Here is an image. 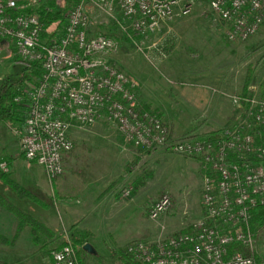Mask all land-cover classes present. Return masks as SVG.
I'll return each instance as SVG.
<instances>
[{
	"label": "rangeland",
	"instance_id": "obj_1",
	"mask_svg": "<svg viewBox=\"0 0 264 264\" xmlns=\"http://www.w3.org/2000/svg\"><path fill=\"white\" fill-rule=\"evenodd\" d=\"M47 2L53 3L64 21L76 3L38 0L36 6L48 7ZM88 14L91 33H111L117 39L118 49L109 59L137 82L143 106L160 115L173 137L219 132L233 111L228 96L241 92L246 82L247 88L253 85L260 96L264 21L246 41L232 42L225 38L223 23L202 3L195 4L187 15L162 22L144 37L131 33L129 22L116 8L110 14L88 8ZM62 25H52L55 35L61 33ZM124 30H129L130 37ZM17 60L12 50L11 56L1 61L0 81L19 74ZM23 128L24 124L17 127L0 121V160L9 164L6 173L35 196L36 201L25 198L16 205L22 209L32 206L30 213L53 234L42 237L43 248L32 244L28 230L14 244L0 242V264H50L51 250L66 240L73 245V239L81 235L95 252H78L81 247L73 245L80 264H129L119 251L128 243L188 231L202 215L200 187L205 170L192 158L135 147L113 124L100 120L70 128L73 148L65 159L63 174L50 183L41 167L21 154ZM128 188L130 193L123 196ZM165 193L171 196L169 209L157 219L149 218L150 206ZM129 202L146 207L142 225L120 216ZM259 212L262 229L255 236L254 252L264 263V208ZM184 224L187 226L182 228ZM159 230L161 234L155 237ZM132 231L152 237L122 239Z\"/></svg>",
	"mask_w": 264,
	"mask_h": 264
},
{
	"label": "built area",
	"instance_id": "obj_2",
	"mask_svg": "<svg viewBox=\"0 0 264 264\" xmlns=\"http://www.w3.org/2000/svg\"><path fill=\"white\" fill-rule=\"evenodd\" d=\"M37 3L0 0V63L15 50L19 65L38 63L42 71L36 84L24 88L30 101L19 141L24 158L41 166L52 183L73 148L70 128L100 120L135 147L192 158L205 170L200 218L188 231L132 241L125 253L142 264H264L255 258L250 227L251 211L264 207V98L253 85L245 94L231 93L234 114L219 132L173 137L162 118L140 102L137 82L109 59L117 39L91 33L88 14V8L107 14L116 8L131 33L144 37L202 3L223 23L228 41L244 42L263 24L264 0H78L66 13L63 32L47 40L38 13L28 11ZM129 30H124L128 37ZM8 169L0 160V170ZM129 193L128 188L122 195ZM170 205L171 196L161 195L149 218L157 219ZM51 258V264H80L69 240L52 250Z\"/></svg>",
	"mask_w": 264,
	"mask_h": 264
},
{
	"label": "trees",
	"instance_id": "obj_3",
	"mask_svg": "<svg viewBox=\"0 0 264 264\" xmlns=\"http://www.w3.org/2000/svg\"><path fill=\"white\" fill-rule=\"evenodd\" d=\"M75 1L77 2L78 0ZM47 4L48 7H45L44 4H41L39 6L35 5L33 8L28 9V11H34L38 13L40 20L43 24L41 37L45 38V40L55 35V30L51 28L52 25H55L56 26L55 28H58L60 25L63 24L62 26L64 28L66 24V19L64 21V16L57 13L56 9L53 6V3L47 2ZM54 22H57V24L56 23L54 24ZM63 28L61 33L63 32ZM103 34L108 37L114 38L113 34L111 33H103ZM41 72L42 71L40 68V64L38 63L33 64L32 67L30 68L20 65V72L19 74H16L15 77L7 76L1 79L0 121L5 122L7 125H12L17 127L18 126L20 127L24 124V119L28 113L29 103H30L29 98L24 93V88H26L28 84H36L40 79ZM248 83L249 82L245 83L244 88L241 91L242 94H245L247 92ZM260 88H261L260 96L261 98H264V80L261 83ZM145 107L148 108L147 106ZM233 114H234V110L231 112L228 120H230ZM0 180L6 186L11 188L19 198L21 199L29 198L33 201H36L35 196L32 195L30 191L28 192L26 188L20 185L17 181L11 178L8 173L0 170ZM0 206H3L7 210H9L12 214H14V216H16L18 220V225L13 238L7 239L6 237L0 236V242H2L3 244H14L17 238L19 237V235L24 230H28L33 245L39 248H43L44 246H46L42 237L47 238L49 236H52L53 232L41 220H39L37 217L32 215L27 210L15 206L10 201L5 199L1 194H0ZM260 209L261 208L253 209L250 213V227L255 233L256 238L262 229V222H261L262 214L259 212ZM84 243H85V239L82 237V235L80 236V238L73 239V245L81 247L78 250V252L85 251L83 249ZM59 247L60 245L54 249H57ZM119 251L123 253V256L126 258L129 264H142L139 262H135L130 256H128L125 253V250L123 248L120 249ZM50 258H51V253H50ZM78 259L80 260L79 253H78ZM256 260L258 263L261 262L259 257H256ZM51 262H52V258H51Z\"/></svg>",
	"mask_w": 264,
	"mask_h": 264
},
{
	"label": "crops",
	"instance_id": "obj_4",
	"mask_svg": "<svg viewBox=\"0 0 264 264\" xmlns=\"http://www.w3.org/2000/svg\"><path fill=\"white\" fill-rule=\"evenodd\" d=\"M139 97H140V93H139ZM139 100H140V98H139ZM140 102H141V100H140ZM67 155L64 157L63 164L65 162V159H66ZM8 166H9V164H8ZM64 166H65V164H64ZM41 171H42V173H43V175L45 177V174H44V171H43L42 167H41ZM201 189H202V183H201L200 190ZM11 191H10L9 187L6 186L0 180V194L5 199L10 201L15 206H17L16 202L24 201L21 198H19L14 192L12 193ZM17 207H19V206H17ZM26 207L27 208H25L24 210H27L28 212L34 210V208L32 206H29L28 204H27ZM19 208H21V207H19ZM144 213L146 214V207L145 206H142L141 204H138L136 202H134V203L129 202V204H126V206L123 207L122 214L120 216L123 218L124 221H125V219L126 220L132 219L134 221V223H132V224H136V225L140 226V225L143 224L142 220L144 219V216H143ZM116 215H118V212L116 213ZM190 223H192V222H190ZM187 224L182 225V228L186 227ZM17 225H18V220H17L16 216H14V214H12L5 207L0 206V236L6 237L7 239H12L14 234H15V232H16ZM163 228L164 227L162 226V229ZM161 232L162 231L159 230L158 234L155 237H157L159 235V233L161 234ZM146 237H152V236L149 233L138 231V232H133L132 234H127L122 239L130 240V239H141V238H146Z\"/></svg>",
	"mask_w": 264,
	"mask_h": 264
},
{
	"label": "water",
	"instance_id": "obj_5",
	"mask_svg": "<svg viewBox=\"0 0 264 264\" xmlns=\"http://www.w3.org/2000/svg\"><path fill=\"white\" fill-rule=\"evenodd\" d=\"M83 249L87 252L94 253L95 250L92 248V246L89 243H85L83 245Z\"/></svg>",
	"mask_w": 264,
	"mask_h": 264
}]
</instances>
